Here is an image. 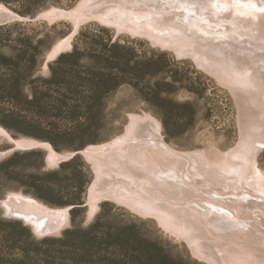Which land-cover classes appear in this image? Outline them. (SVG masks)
Listing matches in <instances>:
<instances>
[{
  "label": "rangeland",
  "instance_id": "rangeland-1",
  "mask_svg": "<svg viewBox=\"0 0 264 264\" xmlns=\"http://www.w3.org/2000/svg\"><path fill=\"white\" fill-rule=\"evenodd\" d=\"M81 1L0 0L18 16L0 26V127L13 139L76 153L52 167L41 148L2 155L12 145L0 137V202L19 193L50 209L72 208L61 232L40 234L0 205V264H207L156 219L115 201H100L87 217L95 173L80 152L123 135L130 114H147L175 151L226 153L244 129L239 106L190 57L95 14L74 32ZM73 32L71 48L44 70L52 47ZM18 68L30 74L15 83ZM13 154L18 157L8 163ZM257 167L264 171V149Z\"/></svg>",
  "mask_w": 264,
  "mask_h": 264
},
{
  "label": "bare ground",
  "instance_id": "bare-ground-1",
  "mask_svg": "<svg viewBox=\"0 0 264 264\" xmlns=\"http://www.w3.org/2000/svg\"><path fill=\"white\" fill-rule=\"evenodd\" d=\"M77 7L83 15L73 17L74 32L79 21L95 14L193 59L229 88L244 128L226 153H186L165 143L153 117L130 114L123 135L80 152L95 173L87 217L100 201L112 200L156 219L207 264H264V171L257 167L264 149V0H83ZM10 17L18 16L0 5V23ZM74 32L52 47L44 70L71 48ZM0 137L18 148L45 149L52 167L76 154L13 139L1 127ZM0 205L36 233L61 232L68 222L69 210L50 209L19 193Z\"/></svg>",
  "mask_w": 264,
  "mask_h": 264
},
{
  "label": "trees",
  "instance_id": "trees-1",
  "mask_svg": "<svg viewBox=\"0 0 264 264\" xmlns=\"http://www.w3.org/2000/svg\"><path fill=\"white\" fill-rule=\"evenodd\" d=\"M22 72V73H21ZM26 72V70H25V68H18L17 70H16V72L14 73L13 72V80L15 79V83L16 82H18V80L21 78V77H23L24 76V73ZM26 74H30V73H25V75ZM53 80H49V81H47L48 83H50V82H52ZM7 86H9L8 84H6V86L5 87H7ZM9 95V94H8ZM11 95H13V94H11ZM33 98L34 99H37L38 98V94L37 93H34V95H33ZM11 115H14L13 113H11ZM6 128L7 127H9V126H7L6 124L4 125ZM18 156L16 155V154H13L11 157H10V159L7 161L8 163L9 162H11V161H13L14 159H16Z\"/></svg>",
  "mask_w": 264,
  "mask_h": 264
},
{
  "label": "water",
  "instance_id": "water-1",
  "mask_svg": "<svg viewBox=\"0 0 264 264\" xmlns=\"http://www.w3.org/2000/svg\"><path fill=\"white\" fill-rule=\"evenodd\" d=\"M16 18H18V17H10L9 19H6L5 21H3V22H1L0 23V26L1 25H3L6 21H9V20H12V19H16ZM37 148V145H32V146H26V147H23V148H18L17 146H12L11 148H9L6 152V154H12L13 152H14V150H16V149H20V150H22V151H28V150H32V149H36ZM73 157V156H72ZM71 157V158H72ZM46 158H47V156H46ZM46 158H45V161H46ZM71 158H68L67 160H69V159H71ZM66 160V161H67ZM70 209H72V208H68V210H70ZM33 231H35L34 229H33Z\"/></svg>",
  "mask_w": 264,
  "mask_h": 264
}]
</instances>
